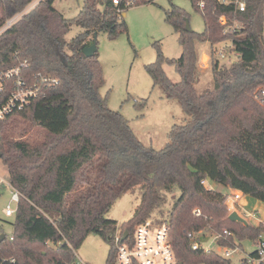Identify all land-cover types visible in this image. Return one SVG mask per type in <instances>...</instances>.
Segmentation results:
<instances>
[{"label": "trees", "instance_id": "1", "mask_svg": "<svg viewBox=\"0 0 264 264\" xmlns=\"http://www.w3.org/2000/svg\"><path fill=\"white\" fill-rule=\"evenodd\" d=\"M33 1L0 0V28ZM53 1L39 0L0 33V72L27 60L26 75L40 72L56 80L42 86L43 96L0 121V159L21 194L13 232L0 240V264H73L89 234L105 241L118 230L130 236L138 223L162 211L170 195L167 219H154L167 222L179 263L230 264L214 251L193 249L188 233L214 236L228 248L237 247L235 238L240 245L264 233L261 223L229 220L227 196L202 183L209 179L264 203V104L256 98L264 86V0H246L241 12L218 0H202L200 9L201 0H192L203 16L201 32L186 28L189 16L180 7L165 12L181 54L167 58L158 48L145 68L153 86L177 101L187 118L170 128L161 149L144 145L121 112L108 107L107 94L99 93L104 78L98 53H83L98 32L109 38L127 32L118 8L110 0H83L79 13L67 19ZM72 24L82 31L67 41ZM205 42L213 86L199 92L198 46ZM226 42L236 55L229 65L219 63L215 48ZM165 63L178 81L166 74ZM136 188L139 203L118 227L106 214Z\"/></svg>", "mask_w": 264, "mask_h": 264}, {"label": "rangeland", "instance_id": "2", "mask_svg": "<svg viewBox=\"0 0 264 264\" xmlns=\"http://www.w3.org/2000/svg\"><path fill=\"white\" fill-rule=\"evenodd\" d=\"M38 2L39 0L33 1L15 17L20 18L23 13L29 11ZM82 5L83 0L53 1V6L67 19L74 18ZM172 5L180 7L188 14L192 30L203 31V16L195 9L192 0H156L154 3L128 7L124 11L122 17L127 25V32H123L115 38H109L104 32H98L96 35V51L104 78V84L99 89L100 95L107 94L108 107L121 112L134 135L144 145L154 149L163 148L168 141L170 128L174 124L184 123L187 118L177 101L165 98L159 88L153 86L152 78L145 68V65L156 60L158 48L167 58H177L181 54L177 34L165 20V12ZM81 31V27L72 24L64 38L70 41ZM225 46H229V43H220L215 46L217 51L222 48L225 55L220 57L217 54V58L220 64L229 65L235 60L236 55L227 51ZM198 55L200 76L195 87L201 92L213 86V77L209 69L211 50L208 42L198 46ZM163 68L170 79L179 80L178 74L171 65L165 63ZM0 176L8 179L7 166L1 159ZM170 197H166L162 211L158 210L152 213L153 218L167 219L171 204ZM10 198V189L6 186L0 187V234L3 233L7 236L13 232L11 221L15 218V214L5 215V207ZM227 199L229 202V197ZM139 200L140 191L138 188L124 193L113 203L106 217L116 221L119 227L132 217ZM243 200L245 201L244 208L240 210L242 217L251 226H257L259 222L264 225V203L251 196L243 197ZM11 208L16 211L17 204L12 203ZM229 213L230 211H228ZM248 214L251 216L248 217ZM262 236L264 240V233ZM201 242L214 251L217 250V246L208 234L204 235ZM235 242L237 247L229 248L231 255L226 259L230 264H243L241 259H247V264H251L250 254L257 249V240L243 238L240 241L241 244L238 245V239L235 238ZM112 249L113 245L110 240L105 241L99 235L92 233L76 250V254L77 257L79 256L90 264H109L108 260ZM219 252L222 254V250ZM89 260L93 262H89Z\"/></svg>", "mask_w": 264, "mask_h": 264}, {"label": "built area", "instance_id": "3", "mask_svg": "<svg viewBox=\"0 0 264 264\" xmlns=\"http://www.w3.org/2000/svg\"><path fill=\"white\" fill-rule=\"evenodd\" d=\"M156 0H110L116 6L118 12L123 15L124 11L131 6L142 5L147 3H154ZM223 5L232 4L235 12H241L246 9V0H218ZM197 6L201 9L204 2L198 1ZM17 17H13L6 22L2 27L1 32L10 26ZM221 24H226L225 16L219 17ZM234 26L239 24L233 21ZM220 57H224L222 48L217 51ZM28 68L27 60H23L14 64L0 72V121L13 112L22 110L29 105L34 99L44 95L42 86H51L56 83V80L51 77L42 75L40 72L33 74L31 77L25 74V69ZM257 100L264 104V86L256 90ZM206 180H202L205 185ZM6 186L11 191V198L5 207V215L11 216L14 210L11 208L12 203L18 204L21 199L20 192L15 189L10 181L0 176V187ZM242 192L237 190L233 194L228 195L229 199L236 201L240 198ZM196 214H199V209H195ZM250 216V214H248ZM123 230L116 231L111 237L110 241L113 245V259L111 264H180L176 258L171 240L169 237V226L167 222L160 221L154 218H147L138 223L133 231L123 239ZM203 232L188 233L191 246L193 249H203L205 252L214 251L208 245L202 244L201 240L204 237ZM210 236V235H209ZM213 243L217 246L214 252L223 258L231 255V250L228 247L219 246L215 242V237L210 236ZM256 255L251 256V264H264V240L262 234L257 240ZM222 250V254H220ZM248 263L246 259L245 264ZM73 264H87L82 259L76 256Z\"/></svg>", "mask_w": 264, "mask_h": 264}, {"label": "crops", "instance_id": "4", "mask_svg": "<svg viewBox=\"0 0 264 264\" xmlns=\"http://www.w3.org/2000/svg\"><path fill=\"white\" fill-rule=\"evenodd\" d=\"M205 186H206L207 188L217 190V191H219V192L225 194L226 196H228V195H230V194H233L235 191H237V190L230 189V188H228V187L222 186V185H220V184L214 183V182L210 181L209 179H206ZM248 196H249V195H245V194L242 193V195L240 196V198H239L238 200H236V201H233L232 199H230V201L228 202V199H227L226 203H227V206H228L229 211H230V212H231V211H236L240 216H242L241 213H240V210H243V208H244V202H245V201L243 200V197H248ZM238 208H239V209H238ZM243 214H244V213H243ZM250 216H251V215H250ZM250 216H248V217H250ZM243 218H244V217H243ZM246 221H247V220H246ZM247 223H248V222H247ZM259 223L262 224V222H259ZM76 256H77V254H76ZM78 257H79V256H78ZM79 258H80V257H79ZM80 259H82V258H80ZM82 260H83V259H82ZM83 261H84V260H83ZM84 262H86L87 264H90V263H88L87 261H84ZM89 262H93V261H92V260H89Z\"/></svg>", "mask_w": 264, "mask_h": 264}, {"label": "water", "instance_id": "5", "mask_svg": "<svg viewBox=\"0 0 264 264\" xmlns=\"http://www.w3.org/2000/svg\"><path fill=\"white\" fill-rule=\"evenodd\" d=\"M185 25H186V28L188 30H192L190 28V24H189V20H186L185 21ZM96 51V42L94 41H90L88 43L87 46H85L83 48V53L85 56H91L92 54H94ZM227 218L233 222H239V223H242L243 225H248L247 221L245 220V218H243L242 216H240L236 211H231ZM128 235V231L127 230H124L123 232V239ZM5 237V234L1 233L0 234V240H2L3 238Z\"/></svg>", "mask_w": 264, "mask_h": 264}]
</instances>
